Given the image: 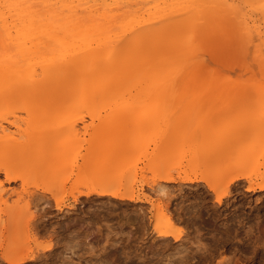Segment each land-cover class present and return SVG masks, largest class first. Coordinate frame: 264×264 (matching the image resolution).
Returning <instances> with one entry per match:
<instances>
[{
    "label": "rangeland",
    "instance_id": "obj_1",
    "mask_svg": "<svg viewBox=\"0 0 264 264\" xmlns=\"http://www.w3.org/2000/svg\"><path fill=\"white\" fill-rule=\"evenodd\" d=\"M253 17L254 21L249 22L255 27L249 25L250 34L256 32L250 35L254 36L253 45L250 39L240 43L233 34L226 37L228 45L218 43L224 46L221 64L216 66L222 77H246L257 74L259 65L264 66V20ZM252 62L249 71L243 70ZM2 82L0 78V97ZM23 98L3 101L8 105L3 103L0 110V168H6L7 175L15 179L7 182L5 170H0V223L4 225L8 217L18 216L29 198L30 208L33 203L38 205L35 213L45 216L40 220L49 221L46 233H40V228L36 231L32 225V237L28 239L23 238L20 229L0 230V264H6L7 258L24 256L29 248L35 252L33 248L51 238L53 243L63 242L72 232L70 236L79 244L74 252L63 253L60 248L57 257L51 258L48 252L39 251L40 258L22 264H264V186L257 188L264 184V97H168L171 100L160 106H144L141 101H99V117L92 123L85 117L87 126L79 128L82 149L90 151L92 159L90 168L80 177L75 172L68 175L62 162L49 166L43 177L35 175L31 152L43 146L47 151H57L62 143L60 138H49L48 132L55 131V127L41 125L35 114L20 110L24 103L31 102ZM6 120H15L20 131ZM40 132L45 136L31 144L30 139ZM106 170L122 171L124 188L128 186L125 180L134 178L129 188L134 195L143 192L151 203L160 202L171 218V223H163V219L156 223L160 231L167 233L165 238L151 231L155 211L147 199L122 202L95 194L85 196L97 185L91 184L93 174ZM156 176L171 177L159 179L160 195L153 192L151 181ZM62 178H68L67 191L81 192L76 195L78 202L65 198L63 215L53 200L46 205L39 196ZM76 182L82 184L75 188ZM40 220L34 221L39 224ZM59 225L63 229L59 230ZM53 231L61 238L54 234L49 237ZM82 252L85 254L80 257Z\"/></svg>",
    "mask_w": 264,
    "mask_h": 264
},
{
    "label": "bare ground",
    "instance_id": "obj_2",
    "mask_svg": "<svg viewBox=\"0 0 264 264\" xmlns=\"http://www.w3.org/2000/svg\"><path fill=\"white\" fill-rule=\"evenodd\" d=\"M246 7L249 9L245 10ZM253 16L264 20V0H245L243 4H236L235 0H0V47L3 49L0 110L5 100L30 98L31 102L24 103L20 110L27 115L35 114L41 125L55 127V131L48 132L49 138H60L62 143L57 151H47L43 146L31 152L35 175L43 177L49 166L62 162L69 171L68 175L75 172L80 177L90 168L92 159L91 152L82 149L79 128L87 126L85 117L90 123L99 117V101H141L144 106L155 103L160 106L171 97H188V100L189 97H264L263 65L257 67V74L238 75L235 79L222 77L216 69L221 64L224 47L218 43L225 42L229 34L240 43L249 39L253 41L254 36L250 38V35L256 32L250 34L249 31L250 27L255 29L249 24L254 21ZM252 65L253 62L251 67H243V70L249 71ZM15 120L6 122L19 132ZM0 129L3 132L2 125ZM44 136L41 132L34 135L31 144ZM0 142L3 145V139ZM70 157L72 159L66 163ZM0 170H5L7 182L15 181L7 175L6 168ZM121 173L119 170L100 171L93 174L92 181L88 175L91 184L97 185H93L85 196L95 194L122 202L147 199L155 211L151 231H155L159 238H165L167 233L156 225L158 219H163V223L171 220L163 206L159 201L151 203L143 192L134 195L135 192L129 189L134 178H126L128 186L124 188ZM66 179H60L49 190H42L48 194H39L46 205L53 200L60 213L65 210L64 214L65 198L72 197L78 202L76 195L81 193L79 190L67 191ZM159 179L169 180L171 177L152 178L153 192L160 195L162 184ZM185 181L192 182V179L186 178ZM141 182L148 184L146 179ZM80 184L76 182L73 187ZM263 186L260 184L257 188L261 190ZM156 196L158 199H155L159 200L160 197ZM30 201L31 198L25 201L18 216L8 217L4 225L0 223V230L20 229L25 239L30 238L32 225L34 229L40 228V233H46L49 219L40 220L45 216L37 215L35 209L38 205L33 203L30 208ZM36 218L40 220L39 224L34 221ZM58 229L63 228L59 225ZM53 234L54 231L49 237ZM70 235L63 242L59 240L61 243L57 240L53 243L51 238L45 245L33 248L37 249L35 252L29 248L24 256L7 258L5 263L33 261L40 258V252H48V256L55 258L60 248L63 253L67 250L72 253L78 242ZM84 254L82 252L80 257Z\"/></svg>",
    "mask_w": 264,
    "mask_h": 264
}]
</instances>
